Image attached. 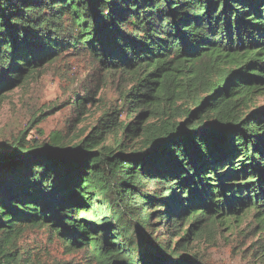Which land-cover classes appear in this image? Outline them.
<instances>
[{
    "label": "trees",
    "instance_id": "16d2710c",
    "mask_svg": "<svg viewBox=\"0 0 264 264\" xmlns=\"http://www.w3.org/2000/svg\"><path fill=\"white\" fill-rule=\"evenodd\" d=\"M66 56L133 85L76 144H0V264H32L35 228L88 264H204L177 250L241 210L264 224V0H0V100Z\"/></svg>",
    "mask_w": 264,
    "mask_h": 264
},
{
    "label": "rangeland",
    "instance_id": "374dc122",
    "mask_svg": "<svg viewBox=\"0 0 264 264\" xmlns=\"http://www.w3.org/2000/svg\"><path fill=\"white\" fill-rule=\"evenodd\" d=\"M132 85L127 75L100 73L87 59L66 56L35 73L0 100V144L21 134L29 142L48 143L56 133L71 141L69 144H76L97 126L105 111L124 109L122 94ZM89 91L96 94V99L88 103L89 112L80 117L70 102ZM256 104L264 107V95L258 97ZM126 111L120 114L122 120L129 119ZM148 119L147 114L143 121ZM112 142L110 135L106 143ZM134 142L129 139V146ZM101 205L100 214L112 212L105 203ZM162 229L165 232L166 226ZM147 234L152 237L146 250L150 255L156 252L155 239L159 241L161 236L156 230ZM136 243L144 245L140 234ZM20 245L24 257H29L32 264H88L83 250H67L65 243L47 229H29L20 239ZM177 252L183 256L199 255L204 264H264V224L252 211L241 210L213 231L193 240L188 250L179 248Z\"/></svg>",
    "mask_w": 264,
    "mask_h": 264
}]
</instances>
